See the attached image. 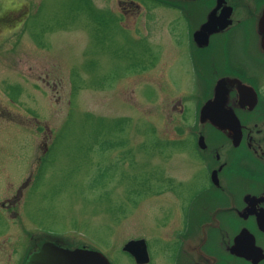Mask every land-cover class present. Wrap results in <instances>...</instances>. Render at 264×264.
<instances>
[{
	"label": "rangeland",
	"instance_id": "rangeland-1",
	"mask_svg": "<svg viewBox=\"0 0 264 264\" xmlns=\"http://www.w3.org/2000/svg\"><path fill=\"white\" fill-rule=\"evenodd\" d=\"M117 1L43 0L29 28L0 22V201L24 189L39 164L42 170L17 200V217L0 210V234L11 227L0 236V264L19 263L22 223L31 235L98 249L113 264H131L122 244L144 238L154 263L165 264L164 239L179 234L192 197L208 187L190 138L171 143L172 132L187 126L173 105L191 86L170 90L163 58L140 69L149 42L118 25ZM136 1L144 7L121 22H137L149 41L167 36L166 22H200L209 8L198 4L185 16L157 0ZM33 3L0 0V8ZM143 22L156 29L146 32ZM39 26L44 33L36 36ZM189 153L193 171L182 163Z\"/></svg>",
	"mask_w": 264,
	"mask_h": 264
},
{
	"label": "flooded vegetation",
	"instance_id": "flooded-vegetation-1",
	"mask_svg": "<svg viewBox=\"0 0 264 264\" xmlns=\"http://www.w3.org/2000/svg\"><path fill=\"white\" fill-rule=\"evenodd\" d=\"M29 1L34 2L31 8L25 5L0 8V22H9L10 26H17L15 24L19 22V25L29 28L27 22L42 15L43 0ZM157 1L179 9L185 16V10L188 15H195V5L206 4L209 7L200 22H166L167 36L149 41L151 36L139 35L141 28L135 29L137 22H121L123 16L128 17L132 11L138 12L143 8V3L136 0L117 1L120 11L115 19L118 25L128 31L134 30L136 35H130L133 38H145L149 42L147 54L151 57L140 69L146 71L158 62V58H163L164 75L170 74L169 89L182 92L191 86V95L182 98L179 94L177 103L173 105L181 123L187 126L172 132L171 143L182 144L184 136L190 138L196 157L204 167L208 187L192 197L182 216L179 234L164 239L165 264H235V261L240 264H264V258L253 263L230 251L235 236L243 228L254 235L255 244L264 251V22H258L264 0H222L216 14L225 13L226 7H230L231 22H213L212 31H204L206 37H196L195 33L206 23L208 13L218 0ZM241 8L247 10L245 17H238ZM154 23L143 22L142 27L146 32L149 28L151 32L156 29ZM6 26L3 28L6 29ZM32 31L36 32V36L44 33L42 26ZM179 72L185 76L188 74V80L176 81L172 75ZM210 99L214 101L213 106L204 115L203 106ZM184 100L191 105H185ZM209 117L220 124L214 125ZM46 150L47 147L43 151ZM191 158V153L187 154L182 163L184 168L188 166L193 171ZM41 171L36 169L32 173L23 184L24 189L19 187L15 195L1 200L0 210L17 217V210L14 209L17 200L24 196L34 175L40 178ZM237 183L243 187L236 189ZM170 185L173 187L176 182ZM215 192L220 195L215 196ZM205 202L210 203L205 205ZM213 202L217 204H211ZM22 228L26 231V241L22 245L23 253L18 264H26L29 255L38 251L46 241L67 249L76 248L68 245V241L65 243L66 240L59 235H31L29 233L32 232L23 223ZM8 230L0 236L8 234ZM146 244L150 258L147 263H137L130 253L123 250L131 264H156L147 240ZM79 247L98 250L88 245ZM11 251L14 255V246Z\"/></svg>",
	"mask_w": 264,
	"mask_h": 264
},
{
	"label": "water",
	"instance_id": "water-1",
	"mask_svg": "<svg viewBox=\"0 0 264 264\" xmlns=\"http://www.w3.org/2000/svg\"><path fill=\"white\" fill-rule=\"evenodd\" d=\"M221 1H217V5L208 13L206 23L195 33L196 37H206L205 30L213 27V22H231L230 7H226L225 13L216 14L217 9L221 6ZM258 22H264V9ZM214 101H207L202 109V114H207L212 108ZM214 125L220 124L209 117ZM123 250L129 252L137 263H145L149 260L146 242L143 238L129 240ZM230 251L237 256L251 260L257 263L264 258V251L255 244V237L247 228H243L234 238V243L230 247ZM26 264H112L108 258L100 251L85 248L67 249L61 247L51 241H46L38 251H34L28 257Z\"/></svg>",
	"mask_w": 264,
	"mask_h": 264
}]
</instances>
